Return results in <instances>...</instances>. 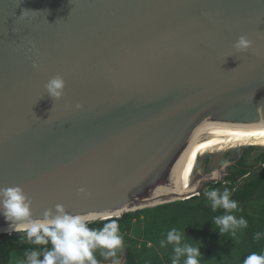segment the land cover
I'll return each instance as SVG.
<instances>
[{
  "label": "water",
  "instance_id": "1",
  "mask_svg": "<svg viewBox=\"0 0 264 264\" xmlns=\"http://www.w3.org/2000/svg\"><path fill=\"white\" fill-rule=\"evenodd\" d=\"M263 119L264 0H0V188L22 187L34 219L200 196L224 181L205 173L212 138Z\"/></svg>",
  "mask_w": 264,
  "mask_h": 264
},
{
  "label": "trees",
  "instance_id": "2",
  "mask_svg": "<svg viewBox=\"0 0 264 264\" xmlns=\"http://www.w3.org/2000/svg\"><path fill=\"white\" fill-rule=\"evenodd\" d=\"M255 150L254 147H249L228 152L224 161L237 160L231 167L233 175L209 188V191L229 190L230 198L238 203V209L232 214L237 218H245L248 224L246 228L238 229L235 235L231 232L221 235L219 228L212 221L214 217L224 215V210L213 211L210 201L202 191L200 196L186 201L127 213L121 218L90 224L91 228L100 229L105 223L115 220L119 225V232L126 233L125 242L122 248L117 249L116 257L106 259L102 255L106 249L94 250L93 255L98 263L118 258L123 254L124 264H172L174 246L165 244L162 247L160 244L161 240L166 241L167 233L172 229H177L182 234L183 243L200 247L202 255L198 258L199 264H221L224 261L222 259L227 256L226 251L234 249L236 257L245 259L252 253L264 254V151L254 158L256 168L252 171L245 169L248 158ZM210 164L211 157L208 156L205 160L206 171L209 170ZM247 175L246 179L240 181ZM248 207L253 208V211H248ZM195 232L202 236V239L197 241ZM256 233H260L259 240L254 238ZM24 236L23 233L9 238L6 234L0 235V264H14L13 259L17 260L31 251H37L42 256L46 249L52 247L51 244L35 245ZM235 244L236 246L232 247ZM183 260L184 257H181L180 264H183Z\"/></svg>",
  "mask_w": 264,
  "mask_h": 264
},
{
  "label": "clouds",
  "instance_id": "3",
  "mask_svg": "<svg viewBox=\"0 0 264 264\" xmlns=\"http://www.w3.org/2000/svg\"><path fill=\"white\" fill-rule=\"evenodd\" d=\"M28 12L29 10H24L21 17H25ZM252 46V40L245 35L240 36L233 45L240 53L248 51ZM65 87L66 81L60 75L53 77L45 85L47 94L54 100L63 97ZM76 107L81 105L77 104ZM222 167H228V161H223ZM212 176L215 178L217 173L213 172ZM85 191L80 189L81 193ZM205 195L213 211L224 210V215L214 217L212 221L221 235L228 232L235 235L238 229L248 226L245 218H237L232 214L238 209V203L230 198L228 189L223 192L213 189L206 191ZM32 204L22 187L0 188V214L10 222L6 231L9 234L23 233L24 238L35 245L52 246L44 251L42 259L37 251H31L28 254V264H98L93 255L94 250L106 249L102 255L107 259L116 257L117 249L122 248L123 240L115 220L105 223L100 229H94L89 225L98 219L95 214H70L62 204H57L55 211L47 209L43 218L34 219ZM254 238L259 240L260 233H256ZM183 239L177 229H172L167 233L166 241L161 240L160 244L163 247L167 242L174 246L172 264H180L181 257H184L183 264H199L198 258L202 255L200 247L183 243ZM113 264H121V261L115 259ZM244 264H264V254L252 253L245 259Z\"/></svg>",
  "mask_w": 264,
  "mask_h": 264
},
{
  "label": "bare ground",
  "instance_id": "4",
  "mask_svg": "<svg viewBox=\"0 0 264 264\" xmlns=\"http://www.w3.org/2000/svg\"><path fill=\"white\" fill-rule=\"evenodd\" d=\"M246 146L264 147V119L254 120L251 124L241 123L222 129L212 138L205 155ZM195 188L196 185L177 193L190 194Z\"/></svg>",
  "mask_w": 264,
  "mask_h": 264
},
{
  "label": "rangeland",
  "instance_id": "5",
  "mask_svg": "<svg viewBox=\"0 0 264 264\" xmlns=\"http://www.w3.org/2000/svg\"><path fill=\"white\" fill-rule=\"evenodd\" d=\"M249 147H253V146H246V147H242V148H249ZM238 148H241V147L233 148L231 150L218 151V152L211 153L209 155H205V160H206L207 156L211 157V164L209 166V170L208 171L205 170V173H212V172H216L218 170H222L224 174H227V172H229L231 163L228 162V167L223 168L222 167V162L224 161L225 155L228 154V152H231V151H233L235 149H238ZM255 148H257V151L250 155V157L248 158L249 161H252V160L254 161V158H256L259 153L264 151V147H255ZM205 173H204L202 179L204 178ZM242 180H244V179H242ZM203 189H204V192L209 191L208 186H206V184L203 185ZM247 210L248 211H253V208L248 207ZM210 221H211V218H210ZM119 234L122 237L123 242H125L124 238L126 236V233L125 232H119ZM19 235L20 234H10V235H8L7 238L16 237V236H19ZM194 235L197 238V241H199L198 239H202V236H200L197 232H195ZM165 244L168 245V246L172 245V244H168L167 242ZM234 246H236V244L233 245L232 247H234ZM234 251H235V249L232 250V251H229V252L226 251L227 256H225L222 259V261L223 260L224 261L221 262V264H244L245 258H243L242 256H241L242 258L236 257V253ZM40 258L42 259L43 255L40 256ZM115 259H119L121 261V264H123L125 258H123V255H120L118 258H115ZM115 259L104 260L103 262H100L98 264H113V260H115ZM13 263L14 264H28V254L23 255L21 258H19L17 260L13 259Z\"/></svg>",
  "mask_w": 264,
  "mask_h": 264
},
{
  "label": "flooded vegetation",
  "instance_id": "6",
  "mask_svg": "<svg viewBox=\"0 0 264 264\" xmlns=\"http://www.w3.org/2000/svg\"><path fill=\"white\" fill-rule=\"evenodd\" d=\"M255 148V147H254ZM256 150H257V148H255ZM256 150H255V152H256ZM252 153H254V152H252ZM239 156H241V155H239ZM208 157V156H207ZM230 163H231V166H230V169H229V172H227V174H225V176H224V181L226 180V177H228V176H230V175H233V169H231V167L233 166V165H235L236 163H237V160H234V161H229ZM205 164V163H204ZM256 163L252 160V161H249L248 160V162H247V166L245 167V169H248V170H250L251 169V171L254 169V168H256ZM205 167V166H204ZM249 175H250V173H249ZM248 177V175L247 176H245V177H243L242 179H246ZM242 179H240L241 181H243ZM223 181V182H224ZM224 184H226V183H224ZM212 185H215V184H207L206 186H208V189L210 188V186H212ZM202 191L204 192V189H203V187H202ZM201 191V192H202ZM123 255V254H122ZM123 258H124V255H123ZM125 263V259H124V262H123V264Z\"/></svg>",
  "mask_w": 264,
  "mask_h": 264
}]
</instances>
